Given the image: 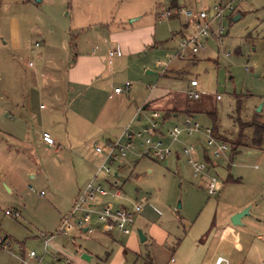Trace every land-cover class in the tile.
Here are the masks:
<instances>
[{
  "label": "rangeland",
  "instance_id": "374dc122",
  "mask_svg": "<svg viewBox=\"0 0 264 264\" xmlns=\"http://www.w3.org/2000/svg\"><path fill=\"white\" fill-rule=\"evenodd\" d=\"M172 1L0 0V131L16 120L14 109L23 106L22 98L31 86L29 74L32 70L27 65L31 62L33 70L43 66L46 74H53L45 80L39 75L36 91L39 92L41 87L42 99L38 104H45L46 109L42 110L45 121L40 122L38 131L57 130L61 137L54 146L56 152L40 149L29 155L24 143L16 140L20 138L12 139L4 132L0 134V238L8 237L9 242V248L0 246V264H20L14 254L42 250L40 237L53 233L59 226L60 216L70 211V200L76 198L78 190L89 178L88 167L97 162L87 147L91 139L81 138L84 131L71 126L70 109L78 94L72 92L73 86L69 85L64 73L77 55L78 43L91 33L96 36L88 41L96 40L106 25L109 28L120 24L128 27L130 20L137 17L141 18L133 22L135 28L155 19L157 32L164 33L156 37L155 43L152 40L151 46H145L142 53L132 56L129 63L125 61L110 67L108 77H114L112 87L123 88L129 84V91L133 92L129 98L132 99L150 96L152 90L151 96L160 95V108L187 106L191 110V115L187 116L199 124L200 133L187 135L181 132L178 140L172 141L170 133L174 127L183 128L187 116L182 112L166 117V113L160 111L157 131L163 137L151 138V141L153 144L160 141L162 147H170L171 153L165 160L158 159L151 151L145 155L146 146L142 143L148 135L143 133L132 141L133 152L139 156L126 160L119 175L115 176L114 171L108 176L104 171L95 175L97 180L109 184L118 180L119 190L132 203L123 206H140L133 215L129 232L122 233L114 227L111 230L115 240L109 250L112 251V263L116 264L120 259L123 264H170L173 258L180 264L190 255L197 261L202 251H205L202 264L209 263L214 253L231 256L232 264L264 261L263 238L256 234V229L260 231L264 226V157L260 158L264 151L254 150L248 155L247 149L241 148L234 157L230 152V141L232 144L237 141L238 122L255 118L264 121V0L235 3L242 16L232 21L230 14H224L221 20L223 38L220 41L201 39L203 50L194 55L184 54L182 58L174 56L178 54L180 37L191 28L185 26L183 17L163 19L160 16L163 10L172 8ZM217 1L228 2L180 0L178 4L191 9H208ZM14 41L19 45H13ZM78 48L80 50V45ZM175 62L178 67L174 66ZM192 79L197 80L196 89L201 93L197 100L188 99L185 94ZM217 95L219 99H216ZM147 96V103L152 102L153 97ZM260 105L261 109L257 111ZM34 111L40 110L32 108ZM210 113L217 118L214 124ZM7 115H12L13 119H8ZM148 118L136 121L139 125L132 126L131 131L138 133L149 128ZM213 125L218 132L213 133ZM206 128H211L213 135L226 141L228 146L227 161L219 160L215 167L203 156L205 137L201 131ZM64 129L71 133L75 130L74 137L70 132L65 134ZM34 130L28 131L30 138L34 136ZM17 145L28 160L15 152L4 153L6 147L16 148ZM185 146H194L193 158L205 163L203 175L193 176L183 154ZM227 164L233 165L229 169ZM256 165L258 169L254 168ZM229 173L239 180L227 181ZM212 177L217 179V185L215 193L209 194L206 184ZM243 204L247 205L239 211L253 206L242 217L241 224L234 225L229 211ZM6 210L11 214L16 211L18 216L6 215ZM98 224L93 222L94 227ZM138 230L146 237L144 241H140ZM95 231V235H101L100 229ZM59 234L61 240L67 238L71 242L74 257L56 249L50 241L47 250L49 254L56 253L57 264H76L75 259L82 261V254L91 251L92 247L101 248L102 243L93 238L95 235L82 232L77 238L73 231L71 235L67 232L66 237L64 233ZM248 247L251 250L247 253ZM118 248L123 251L119 253ZM102 254L99 251L92 253V263L102 264L98 260Z\"/></svg>",
  "mask_w": 264,
  "mask_h": 264
},
{
  "label": "crops",
  "instance_id": "0c3cea01",
  "mask_svg": "<svg viewBox=\"0 0 264 264\" xmlns=\"http://www.w3.org/2000/svg\"><path fill=\"white\" fill-rule=\"evenodd\" d=\"M187 1H190V0H187ZM229 1L230 0H228V2ZM179 2H180V0H179ZM219 2L220 1L215 2L214 5L216 3H219ZM212 7H213V5H212ZM212 7H208V9L207 8L206 9L211 11ZM193 10L197 11L200 9H193ZM237 11H239V10L237 9ZM235 13L233 15H231V17L236 15V14H239L240 17L242 16L241 12L236 13V14ZM130 15L131 14H128L127 17H130ZM172 17H174V18L175 17H181L182 18V16H176V15L171 16V18ZM140 18L141 17H137L135 20H130V22H129L130 26H128V27H124L120 24V26H116L114 28H109L106 25V29L102 28L101 29L102 32H99L97 34L98 38L96 40L92 39V41H88V39H91L90 37L95 38L94 37V36H96L95 33H91L90 35H88L86 40H84V39L80 40V42L78 43V45H80V50H78L79 48L77 45V48H76L77 49V55H76L75 59L73 60L71 66L68 67L64 73L66 76V80L68 81L69 85L73 86L72 92H75L78 94V95L74 96L75 97V101H74L75 104L70 109V111L72 112V120H71L72 124H71V126H73L76 129H79L81 132L84 131L81 138L87 137V138L91 139L89 141V143L87 144V147L90 150V152H92V154H94L97 158L96 164L95 165L91 164L90 167H88L89 170L87 172H89V173L87 176L89 178H88L87 182H85L86 184L93 179V177L97 174V169L103 163L105 149H106L105 148L106 143L109 141L124 142L126 139V136L124 134V130L127 129L128 132H132L131 127L132 126L135 127L136 125H139L138 122H136V121H141L144 118L147 120L149 114L153 111H158V112L163 111L166 113L165 114L166 117H170L171 115L178 116L182 112L185 113L186 106L181 107V108H175V106H172L170 108L158 107V103L160 101L159 100L160 95L158 96V94H157L155 96H151L152 90L149 93L150 96L153 97L151 100L152 102H150V103H147V100H146L147 95L144 98H137V99L129 98V97H131V95H133V92L129 91V88H130L129 84H128V88L125 89L124 88L125 86L123 87L124 88L123 92H121V93H115L114 92V89L119 87V86L115 85L112 87L114 77L113 78L111 76L108 77L110 67L114 66L115 64H122L125 61L127 63H129L132 56H134L135 54L142 53L145 50V46L148 47L150 45V43H152V40L154 41L153 43H155L156 37L162 36L164 33L163 31H158V32H160V35H158L157 26L155 25V23L157 24V22L155 21V19H154V21H147V22L139 25V27L135 28V25L133 24V22L140 20ZM161 18H162V16H161ZM165 18H170V17H163V19H165ZM121 19L122 18H119V20H121ZM185 26L189 27L191 29H190L189 33H186L183 36H186V35H188L191 32L196 30L194 24L187 21V20H186ZM103 30H104V32H103ZM106 30H107V35L105 34ZM183 36L180 37V40ZM87 42H89V44ZM13 45L17 46V45H19V43L14 41ZM109 51H115L114 55L111 58H109V55H108ZM187 53H190V52H187ZM174 57L180 58L178 56V54H176ZM29 63H31V62H29ZM29 63L27 65L29 68H31L30 70H32L31 73L29 74L31 86L28 88L27 91H25V97L22 98L24 101L23 106L21 109H17V110L14 109V111L17 115L16 120H12L13 119L11 117L12 115L6 116L8 119L12 120V122L7 124L5 126L6 129L0 131V134L2 132H4L5 134L9 135L12 139L13 138H20V139H16V140H20L22 143H24V149L29 151V155H34L37 152V150H40V149L45 150L47 153H51L52 151L56 152L57 147H54V146L58 141H60V138H61L60 133L57 130L53 131L51 129H43V130L38 131V127H40V125H41L40 122L45 121V113H43L42 110L46 109V106H43V105H45L43 103L38 104V100L40 98L42 99V93L40 92L41 87L39 89V92L36 91V88L39 87V84H38L39 75H40V78L45 80V78L46 77L48 78L49 76L52 78L53 74L52 73L46 74L43 66L33 70L32 69L33 67H30L31 65H29ZM145 66H146V64L143 65V67H145ZM174 66L178 67L176 62L174 64ZM148 72H150V71H148ZM126 83H128V82H126ZM185 94H186V92H185ZM66 96L68 98V94H66ZM150 96L148 95L147 97L150 98ZM141 104H142V106H141ZM32 108L40 110V111L32 112ZM167 110H171V112H167ZM53 112H55V110H53ZM47 113L51 114L50 111H48ZM190 115H191V113H190ZM208 115L212 119L213 123H216L217 118H216L215 114L213 113V117L211 116V113ZM32 118H34V121L32 120ZM150 121H151V118L149 116V118H148L149 124H150ZM241 122H249V121H241ZM259 122L264 123L263 120L262 121L259 120ZM68 123H69V121H68ZM68 125H70V123ZM35 126H37V127L32 128ZM32 129L33 130L36 129V130H34L35 131L34 136L30 138L29 134H27V133L29 130H32ZM250 129L251 128L246 129L247 135L251 132ZM74 131H72V133H71L69 131V129H67V130L64 129V133L68 134L70 132L72 137H74V135H73ZM215 131L218 132V129L216 128ZM238 131H239V127L237 124V132L235 133L236 135H237ZM133 132H135V131H133ZM43 133H48L51 136V138L53 139L52 144H48L42 139ZM223 136H226V135H223ZM231 137H233V136H231ZM63 138L69 139V137H63ZM134 139L135 138H133V140ZM219 140L225 142L222 139H219ZM246 142H247V139L244 138L243 144L239 148L237 154L239 153L241 148L247 149L248 155H251L252 151H254V150L264 151V141H263V145H261V146H253V145L251 146ZM82 143H85V142H82ZM79 145L80 144L78 143V146ZM9 146H10V144H9ZM10 147H6V150L9 153L6 150L4 151V153L12 154L13 152H15L16 155L21 157L23 160H26V159L28 160V156L26 154H24L23 152L21 153L22 149L18 145L16 146V148H10ZM97 147H99L101 149L100 153L96 151ZM202 148H203V145H202ZM145 155H147V154L145 153ZM135 156H139V153L131 152V153L127 154L126 156L119 157L116 161H114L110 167H111V170L116 173L115 176L119 175L120 171H123V169L125 168L126 160H128L129 158L133 159ZM203 156H204V159L206 162H209V163L212 162L204 154V152H203ZM263 157H264V155L261 154L260 158H263ZM207 159H209V161H207ZM32 162H34L35 164L37 163L36 160H32ZM217 163H218V161L214 162L213 166L214 167L217 166ZM227 166L229 169L231 168V166H229V164H227ZM258 167L259 166L256 165L254 168L258 169ZM100 172H98V174ZM231 173H229L228 176L226 177L227 181L237 182L239 180V178L234 179ZM106 175L108 176L107 173H106ZM32 177H35V176L32 175ZM196 177H198V176H196ZM98 181L101 182V184L103 186H105V188L110 190V188L106 184L107 182L105 180L98 179ZM223 181H225V180H223ZM117 182H118V180H117ZM82 188H80L78 191H80ZM125 198L126 197H125L124 193L122 191H120L118 188V195L117 196L112 197L110 195H107L105 197H98L96 200V203H97L98 207H100L102 205H107L110 208H116L119 205H122V206L123 205H127V206L131 205L132 204L131 201L129 199H125ZM73 199H74V197H73ZM73 199L70 200L71 202L69 203L71 206L73 205V203H72ZM245 205H247V204H243L241 206H238L236 208V210H233L231 212L229 211V213H230L229 215L233 216L234 214L240 212L239 210L242 209V207H244ZM252 206L248 207V212L250 211ZM123 207H125V206H123ZM125 208H127V207H125ZM245 208H247V207H245ZM127 209H132V206H131V208H127ZM235 211H238V212L235 213ZM59 215H60V213H59ZM62 215H64V214H62ZM61 216H60V218H61ZM242 217L240 218V222L243 221ZM93 219H95V218H93ZM94 221H96V219ZM59 222H60V219H59ZM224 222H226V220H224ZM238 225H240V224H238ZM249 227L251 228L252 233H253L252 227L250 225H249ZM94 228H95V230H96V228L101 230L100 236L95 235L96 231L93 234H91L92 236L95 235V237H93V238H97L102 243L100 250H97V248L92 247L91 251L84 253L87 256H89V260L83 259L81 261V260L75 259V263L76 264H93L91 254L92 253L95 254L96 252L99 251V253H103L101 256H98L99 262L101 261L102 264H113L111 261L112 251H109V250H112V248L110 247L111 243L115 241L111 235V230L113 227L110 225L99 223L97 225V227H94ZM260 228H261L260 231L256 229V231H258L256 234H258V236H261L263 238L262 241L264 243V226L260 227ZM69 229H71V230H69ZM71 231H73V233H75L74 237L80 236L81 233L84 232L83 230H78L76 228V226L74 225V219L70 220L68 225H67L68 235L69 234L71 235ZM242 232L245 233V231H243V230H242ZM47 234H50V233H47ZM60 235L61 234L55 235L51 239L52 246H54L56 249H60L65 254H67V255L69 254V255H72V257H74L73 249H71V247H70L71 242L67 238H64L63 240H61L62 237ZM63 236L66 237L67 235L63 234ZM40 238H42V236ZM106 239H109V241ZM110 239H111V241H110ZM145 239H146V237H145ZM72 245L74 246V242L72 243ZM118 250H120L119 253L121 252V250L123 251L122 248H118ZM250 250H251V247H248L246 249L247 253ZM39 251H41V250H39ZM204 252L205 251H202V254L197 258V261H194V257H195L194 255H190L186 259V261H183L185 263H180V264H202V260L204 258ZM22 253H24V251H22L20 253V255ZM14 255L16 256L19 254H14ZM218 257L225 259V262H222L221 264H232L231 256H223L220 253L212 254L210 262L207 264H216V259ZM17 259H18V257H17ZM18 261H19V259H18ZM123 262H124L123 260L121 261L119 259V261H117L116 264H123ZM170 264H177V261L175 259L171 258ZM246 264H249V263H246Z\"/></svg>",
  "mask_w": 264,
  "mask_h": 264
},
{
  "label": "built area",
  "instance_id": "2783aa9c",
  "mask_svg": "<svg viewBox=\"0 0 264 264\" xmlns=\"http://www.w3.org/2000/svg\"><path fill=\"white\" fill-rule=\"evenodd\" d=\"M245 0H230L226 3H216L213 5L211 11L207 9H200L194 11L191 8L186 6L178 5L177 8L163 10L160 13L162 17H171L173 15L182 16L187 21L194 24L196 30L191 32L190 34L183 36L179 42V50L178 56L183 57L184 54L190 52L192 55L203 50L202 45L200 44L201 39H213L215 41H220L223 38V27L221 25L222 17L225 13L233 15L237 11V7L234 5L235 3H242ZM209 11V12H208ZM115 51H109L108 55L111 58L114 55ZM110 62V61H109ZM31 63H29L30 65ZM198 85L197 80L192 79L189 81L186 96L191 100H197L200 98L201 93L196 89ZM125 89L128 88V84L125 85ZM124 88L117 87L114 89L115 93H121L124 91ZM220 96L217 95L216 99H219ZM161 117V113L158 111H153L150 114V124L149 128H145L142 132H128L127 129L124 130V134L126 139L124 142L119 141H109L105 145V154L102 165L97 169V173L100 171H104L105 173H111V164L116 161L119 157H124L127 154L133 152L135 149V145L133 144V138H140L143 133L148 135L142 145L146 146V154L148 152H152L158 159L165 160L167 156L170 155V147H162V142L152 143L151 138L157 137L158 139H162L163 135H161L157 131L158 120ZM184 132L187 135H191L193 133H200L199 124L194 122L191 117L187 116L184 121V126L181 129L174 127L172 132L170 133L172 136V141L178 140V135ZM201 134L204 135V154L210 159H214V162L223 160L227 161L225 156L226 151H228V146L225 142L216 138L211 128H206L201 131ZM42 139L48 143L52 144L53 139L48 133L42 134ZM209 150V152H207ZM97 152H101L99 147L96 148ZM195 153L194 146H185L183 148V154L187 157V163L191 167L193 176H199L204 174L205 163L200 162L197 159L193 158ZM229 163V161H228ZM94 179V180H93ZM91 181H89L84 188L78 192L73 205L70 211L67 214H64L60 218V225L57 227L53 233L45 234L42 236V245L43 248L41 251L30 250L28 252H24L21 255H16L21 264H57L59 258L55 255L56 253H48L47 246L49 245L51 239L58 235L59 233L67 234V225L70 220L74 219V225L78 230H83L87 234L91 235L95 232V228L93 226V218L96 219L97 222L101 224L110 225L116 229H118L122 233L129 232L131 225L133 224V215L137 213L140 209L139 205H134L132 209H127L122 205H119L116 208H110L107 205H102L98 207L96 200L98 197H105L110 195L115 197L118 195V186L117 182L109 184L107 189L105 186L101 184L96 179V176L93 177ZM206 184V191L209 194H214L217 185V179L215 177L209 178ZM42 194V193H41ZM6 215H13L14 217L18 216V213L15 211L11 214L10 211H5ZM0 246L4 248H9L8 237L0 238ZM225 262L224 258L218 257L216 259V264H221ZM71 264V263H66ZM264 264V262L260 263Z\"/></svg>",
  "mask_w": 264,
  "mask_h": 264
},
{
  "label": "trees",
  "instance_id": "16d2710c",
  "mask_svg": "<svg viewBox=\"0 0 264 264\" xmlns=\"http://www.w3.org/2000/svg\"><path fill=\"white\" fill-rule=\"evenodd\" d=\"M178 1L179 0H174L171 2V9L173 8H177L178 7ZM236 13H239V11H237ZM235 13V14H236ZM190 108H188L186 106L185 108V114L186 115H190ZM211 116L213 117V114H211ZM214 124V123H213ZM238 127H239V131L237 133V141L232 144V141H230V152H231V156L234 157L239 148L242 146L243 144V140L244 138L247 139V142L249 145H253V146H261L263 145V141H264V123L259 122L256 118L249 121V122H238ZM247 128H251V132L247 135L246 133V129ZM216 126L213 125V133L215 132ZM239 139V140H238ZM226 142V141H225ZM207 161H209V159H207Z\"/></svg>",
  "mask_w": 264,
  "mask_h": 264
},
{
  "label": "water",
  "instance_id": "95a60500",
  "mask_svg": "<svg viewBox=\"0 0 264 264\" xmlns=\"http://www.w3.org/2000/svg\"><path fill=\"white\" fill-rule=\"evenodd\" d=\"M36 1L39 2L40 0H36ZM239 18H240V15L239 14H236V15H234V16L231 17V20L232 21H237ZM260 109H261V105L257 108V111H260ZM247 213H248V207L245 208L244 210H242V211L234 214L231 217V223L234 224V225L241 224L240 218L244 214H247ZM138 235H139L140 241H144L145 240V236L142 234L141 230H138ZM82 258H84L86 260H89V256H87L86 254H82Z\"/></svg>",
  "mask_w": 264,
  "mask_h": 264
}]
</instances>
